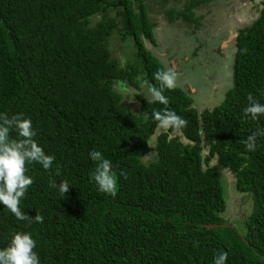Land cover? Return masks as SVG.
I'll list each match as a JSON object with an SVG mask.
<instances>
[{
    "label": "trees",
    "instance_id": "16d2710c",
    "mask_svg": "<svg viewBox=\"0 0 264 264\" xmlns=\"http://www.w3.org/2000/svg\"><path fill=\"white\" fill-rule=\"evenodd\" d=\"M209 2L0 0V111L30 117L36 140L55 156L49 170L27 166L33 183L20 206L43 222L18 220L0 205V248L28 231L41 264H213L219 251L228 252L226 264H264V136L254 152L243 143L264 116L242 112L249 93L264 103V0L231 36L233 80L219 104L199 111L180 85L163 90L167 106L142 92L145 81L158 88L153 73L165 69L147 44L156 46L163 31L157 15L171 20L167 31L183 19L196 32L209 14L197 10ZM129 41L132 58L123 63L127 52L113 49L117 42L123 52ZM119 86L136 91L137 108ZM165 107L186 125L158 127L152 113ZM94 150L112 161L115 197L89 179ZM225 169L233 189L249 196L238 226L225 215ZM62 179L72 186L60 198L52 182Z\"/></svg>",
    "mask_w": 264,
    "mask_h": 264
},
{
    "label": "clouds",
    "instance_id": "9594fccd",
    "mask_svg": "<svg viewBox=\"0 0 264 264\" xmlns=\"http://www.w3.org/2000/svg\"><path fill=\"white\" fill-rule=\"evenodd\" d=\"M153 77L159 82L154 87L148 82L143 93L149 102H158L165 106L169 99L163 90H172L177 87V74L171 69H158ZM143 86V85H142ZM223 97H221V101ZM248 104L242 109L245 118L258 120L264 116V103H260L251 93L247 95ZM152 118L161 128H181L186 125L183 117L167 107L162 112L153 111ZM15 132V137L10 135ZM37 130L30 117L22 113L9 115L0 111V205L14 215L18 220H27L36 223L43 222V216L37 212L34 217L25 214L21 209V201L25 197L29 186L33 183L31 175L27 174V166L39 164L44 170L53 166L55 156L45 152L44 147L36 140ZM264 136V127L252 131L243 141L245 149L254 152L257 149V138ZM90 159L95 162L93 170L89 173L90 181L95 183L97 191L115 197L118 191V180L113 170L112 161L106 158L101 151L94 150ZM247 164L241 165V170ZM57 175L59 172L57 170ZM126 177V173L121 172ZM57 188L60 198L64 197L72 185L62 179L59 184L52 182ZM37 241L28 231H17L11 234L7 246L0 248V264H41V258L35 250ZM227 251H219L213 257V264H226Z\"/></svg>",
    "mask_w": 264,
    "mask_h": 264
},
{
    "label": "rangeland",
    "instance_id": "374dc122",
    "mask_svg": "<svg viewBox=\"0 0 264 264\" xmlns=\"http://www.w3.org/2000/svg\"><path fill=\"white\" fill-rule=\"evenodd\" d=\"M209 1V0H208ZM258 0H210L204 8L197 10L208 12L205 26L202 30L192 32L189 21L178 19L174 26L166 30V24L171 22L165 15H157L159 12H151L159 18L157 31V45L154 48L156 56L163 63L165 69L171 68L177 74V85L185 87L193 98V105L200 110L212 108L221 102V97L230 89L233 80L234 40L236 30L249 25L257 17L255 4ZM170 6V5H169ZM167 6V7H169ZM160 11V10H159ZM222 11L224 13H222ZM152 16V17H153ZM164 17V18H161ZM167 22V23H166ZM169 35H167V32ZM162 33H164L162 35ZM125 48L122 52L119 43H115L114 54L126 59L132 58L133 47ZM153 50V51H154ZM143 93L147 85L142 83ZM120 87V86H119ZM120 89L124 92L125 101L136 108L134 89ZM162 129V128H161ZM156 136V135H155ZM155 136L152 140H155ZM153 147V145H151ZM155 155L154 150L144 158L149 161ZM215 160L212 162L214 163ZM223 176L228 183V202L225 215L228 220L238 226L241 219L249 211V196L238 193L233 189L234 176L228 170H223Z\"/></svg>",
    "mask_w": 264,
    "mask_h": 264
},
{
    "label": "water",
    "instance_id": "95a60500",
    "mask_svg": "<svg viewBox=\"0 0 264 264\" xmlns=\"http://www.w3.org/2000/svg\"><path fill=\"white\" fill-rule=\"evenodd\" d=\"M210 226H214V225H210Z\"/></svg>",
    "mask_w": 264,
    "mask_h": 264
}]
</instances>
